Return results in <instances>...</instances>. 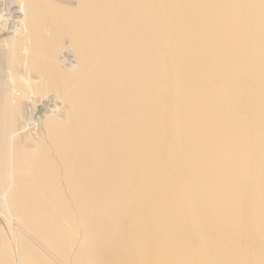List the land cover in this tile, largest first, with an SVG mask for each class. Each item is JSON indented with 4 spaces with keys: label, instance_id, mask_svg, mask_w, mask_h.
<instances>
[{
    "label": "bare ground",
    "instance_id": "bare-ground-1",
    "mask_svg": "<svg viewBox=\"0 0 264 264\" xmlns=\"http://www.w3.org/2000/svg\"><path fill=\"white\" fill-rule=\"evenodd\" d=\"M0 264H264V0H0Z\"/></svg>",
    "mask_w": 264,
    "mask_h": 264
},
{
    "label": "rangeland",
    "instance_id": "rangeland-1",
    "mask_svg": "<svg viewBox=\"0 0 264 264\" xmlns=\"http://www.w3.org/2000/svg\"><path fill=\"white\" fill-rule=\"evenodd\" d=\"M48 100V101H47ZM52 101V102H51ZM50 101V99L48 98V99H46L44 102H46L47 103V105L49 104V108H53V105H54V103H56V102H54L53 100H51ZM51 105V106H50ZM41 111H43V110H41Z\"/></svg>",
    "mask_w": 264,
    "mask_h": 264
}]
</instances>
